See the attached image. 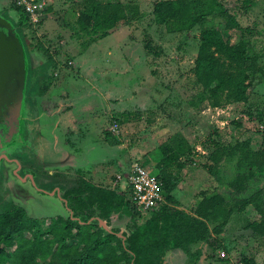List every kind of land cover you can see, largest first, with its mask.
I'll list each match as a JSON object with an SVG mask.
<instances>
[{"label": "rangeland", "instance_id": "rangeland-1", "mask_svg": "<svg viewBox=\"0 0 264 264\" xmlns=\"http://www.w3.org/2000/svg\"><path fill=\"white\" fill-rule=\"evenodd\" d=\"M19 1L0 0V15L16 26L20 13L14 4L25 9ZM33 1L45 2L42 16L30 19L24 30H16L26 35V44L32 43L26 58L32 83L37 81L35 90L44 83L47 88L43 93L32 92L29 104L36 137L25 151L15 154L23 178L28 179L19 178L13 171L15 164L4 162L0 211L7 204L21 205L47 226L55 217L69 214L62 199L50 193L54 187L64 191L82 179L112 187L121 171L118 161L126 169L138 161L153 170L159 145L177 131L196 152V162H187L181 172L187 183L184 192L178 189L175 194L181 205L194 208L202 189L232 191L225 183L234 177L233 164L224 163L221 178L208 173L201 166L209 149L204 143L216 127L224 143L250 138L254 148L264 147V79L250 85L247 102L213 107L205 101L195 107L191 99L201 86L196 83L194 64L205 28L217 27L225 39L235 42L243 26L251 31L257 64L264 68V0H221L239 26H230L229 19L216 10L189 34L170 32L157 21L154 5L158 0H120L137 4L139 18L95 42L79 29L78 17L86 0ZM46 99L48 105L43 103ZM50 102L54 108L47 113ZM66 107L71 108L69 118H60ZM107 131L120 143L111 144ZM260 187L264 189V179L259 176L246 194ZM142 214L149 216V212ZM260 217L253 205L236 211L217 235V247L195 244L193 251L200 248L202 254L194 261L182 249H174L164 264H251L245 263L246 256L263 259L264 264V237L246 227ZM130 222L129 217L114 214L107 225L129 232Z\"/></svg>", "mask_w": 264, "mask_h": 264}, {"label": "trees", "instance_id": "trees-1", "mask_svg": "<svg viewBox=\"0 0 264 264\" xmlns=\"http://www.w3.org/2000/svg\"><path fill=\"white\" fill-rule=\"evenodd\" d=\"M14 5L20 13L17 26L14 25L24 30L30 24V14L23 6ZM216 10L219 16L229 19L230 26H239L235 15L228 14L221 0H158L154 5L159 23L165 24L170 32L186 34ZM139 15L137 4L86 0L78 24L95 42ZM250 32L240 26L235 42L225 39L217 27H207L201 32L194 64L196 83L201 88L191 99L193 106L199 107L205 101L213 107L248 101L250 85L264 79V68L257 64L258 55L249 40ZM19 37L27 54L32 43L26 44V35L22 33ZM29 71L27 59L25 88L29 95L33 91L43 93L45 83L36 91L37 81L32 83ZM48 102L43 101L44 105ZM50 103L51 109L43 106L47 113L54 108L53 102ZM70 110L66 107V113L60 117L69 118ZM218 132L215 127L204 143L209 149L201 166L221 178L224 163L231 162L235 174L225 183L232 190L230 193L202 189L194 208L181 205V199L175 195L178 189L184 192L187 187L181 172L187 162H196V152L188 138L177 131L158 147L153 172L162 181L166 202L150 210L149 216H143L131 196L113 187L85 179L64 191L54 187L55 191L50 193L62 199L69 214L55 217L47 226L21 205L7 204L0 211V264H164L165 257L174 249H182L194 261L202 250L193 251L192 247L200 243L217 247V235L225 230L232 215L245 211L249 205L261 217L248 222L246 227L264 237V189L260 187L246 194L257 177L264 179V147L254 148L250 138L224 143ZM106 135L111 144L120 143L111 131ZM114 214L131 219L129 232L101 224V220L109 224ZM244 261L263 263V259L248 256Z\"/></svg>", "mask_w": 264, "mask_h": 264}, {"label": "water", "instance_id": "water-1", "mask_svg": "<svg viewBox=\"0 0 264 264\" xmlns=\"http://www.w3.org/2000/svg\"><path fill=\"white\" fill-rule=\"evenodd\" d=\"M27 59L15 26L0 15V145L15 137L23 105ZM101 224L108 227L105 220Z\"/></svg>", "mask_w": 264, "mask_h": 264}, {"label": "built area", "instance_id": "built-area-1", "mask_svg": "<svg viewBox=\"0 0 264 264\" xmlns=\"http://www.w3.org/2000/svg\"><path fill=\"white\" fill-rule=\"evenodd\" d=\"M20 2L24 4L32 20H39L45 8V2H34L33 0H20ZM118 180L126 181L125 188L130 189L131 199L135 202L136 208L142 212L157 209L166 202L162 193V181L143 163L133 162L126 174L117 176V182Z\"/></svg>", "mask_w": 264, "mask_h": 264}, {"label": "flooded vegetation", "instance_id": "flooded-vegetation-1", "mask_svg": "<svg viewBox=\"0 0 264 264\" xmlns=\"http://www.w3.org/2000/svg\"><path fill=\"white\" fill-rule=\"evenodd\" d=\"M29 79H30V71L28 73ZM29 89V88H28ZM29 97L31 98V95H29V91L26 90L24 91V96H23V105L21 108V114L19 115V128L17 130V133L13 140L4 143L0 145V182L1 184L3 183V175L5 172L4 168V162L8 160L11 164H15V167L13 171L17 175H19V178H23V172H20L21 166L20 163L21 161L17 158L15 154H18L21 151H25L29 145L32 144L36 137V129H35V123L33 122L34 120V111L31 105L29 104ZM4 169V170H3ZM29 175V174H28ZM34 177V175H32ZM25 181H27V177L23 178ZM33 181H35L33 179ZM35 184H37L35 182Z\"/></svg>", "mask_w": 264, "mask_h": 264}, {"label": "crops", "instance_id": "crops-1", "mask_svg": "<svg viewBox=\"0 0 264 264\" xmlns=\"http://www.w3.org/2000/svg\"><path fill=\"white\" fill-rule=\"evenodd\" d=\"M45 111V110H44ZM53 111V110H52ZM46 112V111H45ZM49 113H51V112H49ZM61 118V117H60ZM74 122V121H73ZM74 124V123H73ZM118 164H119V166L121 167V171L119 172V173H117L116 174V176H115V178H114V180L112 181V187L113 188H115L117 191H119V192H121V193H124V194H126L127 192L128 193H130V189H126L125 187H126V181H124V180H122L121 182H120V180H118V182H117V176L119 175V174H126L128 171H129V168L128 169H126L125 167H124V165H123V163L121 162V161H118ZM89 181V180H88ZM93 183H95V182H93ZM97 184V183H96ZM69 213V212H68ZM106 221V220H105ZM106 223H107V221H106Z\"/></svg>", "mask_w": 264, "mask_h": 264}]
</instances>
